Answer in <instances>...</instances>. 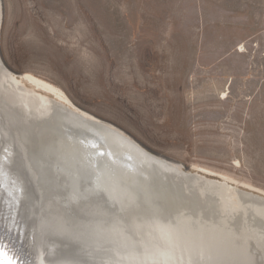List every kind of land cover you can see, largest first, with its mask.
Masks as SVG:
<instances>
[{"label":"bare ground","instance_id":"6f19581e","mask_svg":"<svg viewBox=\"0 0 264 264\" xmlns=\"http://www.w3.org/2000/svg\"><path fill=\"white\" fill-rule=\"evenodd\" d=\"M3 16L0 0V31ZM215 177L151 154L0 51L2 264H264V193Z\"/></svg>","mask_w":264,"mask_h":264},{"label":"rangeland","instance_id":"374dc122","mask_svg":"<svg viewBox=\"0 0 264 264\" xmlns=\"http://www.w3.org/2000/svg\"><path fill=\"white\" fill-rule=\"evenodd\" d=\"M1 1L8 69L156 155L264 193V0Z\"/></svg>","mask_w":264,"mask_h":264},{"label":"snow or ice","instance_id":"6c2138e0","mask_svg":"<svg viewBox=\"0 0 264 264\" xmlns=\"http://www.w3.org/2000/svg\"><path fill=\"white\" fill-rule=\"evenodd\" d=\"M93 147H96V145H93ZM7 248V245L0 243V250H4Z\"/></svg>","mask_w":264,"mask_h":264},{"label":"water","instance_id":"95a60500","mask_svg":"<svg viewBox=\"0 0 264 264\" xmlns=\"http://www.w3.org/2000/svg\"><path fill=\"white\" fill-rule=\"evenodd\" d=\"M3 26V25H2ZM2 26H1V31H0V37H1V34H2ZM19 74V73H18ZM142 145V144H141ZM143 146V145H142ZM143 148H145L148 152H151V154H155V153H153L152 151H150V150H148L146 147H144L143 146ZM0 264H2L1 262H0Z\"/></svg>","mask_w":264,"mask_h":264}]
</instances>
